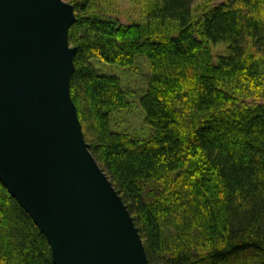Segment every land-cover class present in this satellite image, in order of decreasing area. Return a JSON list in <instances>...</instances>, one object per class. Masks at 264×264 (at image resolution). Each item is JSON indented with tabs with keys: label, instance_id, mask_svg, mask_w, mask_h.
I'll return each instance as SVG.
<instances>
[{
	"label": "trees",
	"instance_id": "1",
	"mask_svg": "<svg viewBox=\"0 0 264 264\" xmlns=\"http://www.w3.org/2000/svg\"><path fill=\"white\" fill-rule=\"evenodd\" d=\"M76 20L71 96L89 151L134 219L149 264H264V0H140L129 24L100 0ZM224 43L227 53L212 45ZM148 60L147 138L114 131L121 78ZM254 102H248L252 99ZM0 264H53L39 228L0 182Z\"/></svg>",
	"mask_w": 264,
	"mask_h": 264
},
{
	"label": "water",
	"instance_id": "2",
	"mask_svg": "<svg viewBox=\"0 0 264 264\" xmlns=\"http://www.w3.org/2000/svg\"><path fill=\"white\" fill-rule=\"evenodd\" d=\"M75 20L66 0H0V182L45 236L53 264H149L71 96Z\"/></svg>",
	"mask_w": 264,
	"mask_h": 264
},
{
	"label": "rangeland",
	"instance_id": "3",
	"mask_svg": "<svg viewBox=\"0 0 264 264\" xmlns=\"http://www.w3.org/2000/svg\"><path fill=\"white\" fill-rule=\"evenodd\" d=\"M198 2L200 0H197ZM222 0H214L219 3ZM104 13L117 18L121 24H129L134 19H140V0H100ZM212 51L216 54L227 53L224 43L212 45ZM94 65L100 73L106 75H116L121 78L122 87L126 92L128 107L116 112L111 120L114 131H125L130 136L136 138H147L152 132V128L144 123V111L140 106V98L145 92L151 75L150 65L145 57L137 55L134 66L131 69L122 68L117 65L106 64L99 60H93ZM264 96L257 102H263ZM248 102H254L253 98Z\"/></svg>",
	"mask_w": 264,
	"mask_h": 264
}]
</instances>
